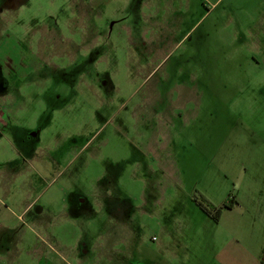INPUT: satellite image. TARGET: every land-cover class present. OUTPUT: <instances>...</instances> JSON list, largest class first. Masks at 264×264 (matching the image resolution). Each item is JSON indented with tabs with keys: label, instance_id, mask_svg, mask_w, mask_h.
Instances as JSON below:
<instances>
[{
	"label": "rangeland",
	"instance_id": "obj_1",
	"mask_svg": "<svg viewBox=\"0 0 264 264\" xmlns=\"http://www.w3.org/2000/svg\"><path fill=\"white\" fill-rule=\"evenodd\" d=\"M7 1L0 101L41 133L33 191L0 204V264H101L77 246L113 245L117 222L78 219L79 194L92 214L113 192L136 206L127 231L147 264L173 240L184 264H213L229 226L264 247V0ZM232 200L218 223L201 207ZM36 201L42 215H24Z\"/></svg>",
	"mask_w": 264,
	"mask_h": 264
},
{
	"label": "flooded vegetation",
	"instance_id": "obj_2",
	"mask_svg": "<svg viewBox=\"0 0 264 264\" xmlns=\"http://www.w3.org/2000/svg\"><path fill=\"white\" fill-rule=\"evenodd\" d=\"M9 4V1L7 0H4V2L0 0V10L2 11L0 13H3L6 9L5 7ZM9 87L10 83L0 67V94L7 92ZM17 104H19V102L1 103L0 101V134L5 135L6 137L8 136L11 139L13 150L12 159L0 162V204L4 205L5 208H9V202L15 203V200L19 202L25 200V187L28 185L31 186L29 188H32V180L27 175L29 174L32 177H37V160L40 158V154H38L37 149L39 147L38 144L40 142L41 129L25 130L18 123L14 122V109L19 108L15 107ZM11 109H13L12 112ZM6 110L9 111L7 112ZM55 159L56 154L52 151L51 154L43 158V167L56 171V169H59L60 167ZM118 175V173L113 172L112 178H114V181L119 179ZM26 181L28 182L27 185ZM31 190L33 191V188L29 191ZM15 196H17V198H15ZM114 196L113 192L112 202L104 197V205L101 207L100 213L98 214L90 213L91 202L89 198L80 194L72 196V205L75 208V216H78V219H87V215H89V218L90 216H98L102 214L105 219L113 217L114 219L111 220L117 222L114 228V241L116 243L113 245H100L99 248L97 247L98 249H96V252V250L94 251L93 249L91 250L88 248L85 241H80L77 246L78 255L82 256V258H84L83 260H87L92 254V260L101 264H143L144 252L141 250L142 246L130 245L134 235L127 231L130 227L129 221L134 213H136V206H134L132 202L126 203L124 207L121 203L116 204V202L121 201H118V197ZM35 204L37 206V201L34 203V206L30 205L25 210L24 215H31V210L35 207ZM149 204L150 203L144 204L145 206L143 207L145 211L147 210V206ZM43 212L44 209L40 208L37 210L36 214H32L31 216H34L33 218H37L40 217ZM125 230L126 232L123 233ZM106 236L108 235L104 230L102 237L106 238ZM108 238V240L111 239L110 237ZM144 264H147V260Z\"/></svg>",
	"mask_w": 264,
	"mask_h": 264
},
{
	"label": "crops",
	"instance_id": "obj_3",
	"mask_svg": "<svg viewBox=\"0 0 264 264\" xmlns=\"http://www.w3.org/2000/svg\"><path fill=\"white\" fill-rule=\"evenodd\" d=\"M9 10V9H5ZM0 12H2L0 10ZM0 13V19L1 15ZM221 217V216H220ZM221 218L219 219V221ZM218 223V222H217ZM259 240L264 241V223L260 228ZM180 233L178 231H166V237L174 239L178 237ZM184 236V233L183 235ZM226 240L224 246H221L219 251L215 255L213 264H264L262 255L264 247L259 246V241L255 242L254 239L246 237L244 234L233 231V227L229 226L226 231ZM175 240L170 244L162 243L154 253L156 255L151 258L149 264H184L186 258V248L184 246H173ZM178 243V242H177ZM199 259H201L199 257ZM83 260V259H82ZM83 263V261H81ZM198 264H206L201 262Z\"/></svg>",
	"mask_w": 264,
	"mask_h": 264
},
{
	"label": "trees",
	"instance_id": "obj_4",
	"mask_svg": "<svg viewBox=\"0 0 264 264\" xmlns=\"http://www.w3.org/2000/svg\"><path fill=\"white\" fill-rule=\"evenodd\" d=\"M236 204V202L234 200L230 201V204H224L222 206V208L220 209H207L205 208L204 206H201L203 211L209 215L211 218H213L216 222L219 221L220 219V216H221V213H222V209L225 208V209H232L234 207V205ZM214 210V211H213Z\"/></svg>",
	"mask_w": 264,
	"mask_h": 264
}]
</instances>
